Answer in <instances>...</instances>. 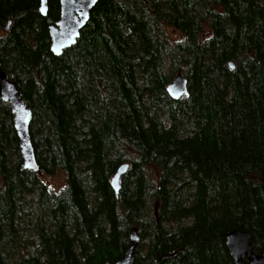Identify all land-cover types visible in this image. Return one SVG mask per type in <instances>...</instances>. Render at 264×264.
Here are the masks:
<instances>
[{"label": "trees", "instance_id": "1", "mask_svg": "<svg viewBox=\"0 0 264 264\" xmlns=\"http://www.w3.org/2000/svg\"><path fill=\"white\" fill-rule=\"evenodd\" d=\"M40 6L0 0V65L33 110L39 165L66 184L55 192L24 168L0 97V264L115 262L134 227V264H236L234 229L260 253L264 0H99L61 55L60 0ZM180 71L189 93L173 99Z\"/></svg>", "mask_w": 264, "mask_h": 264}, {"label": "water", "instance_id": "2", "mask_svg": "<svg viewBox=\"0 0 264 264\" xmlns=\"http://www.w3.org/2000/svg\"><path fill=\"white\" fill-rule=\"evenodd\" d=\"M99 0H60V18L50 26L51 50L55 55H61L65 49L76 44L81 30L90 19L91 11ZM48 0H41L40 11L43 16L48 14ZM11 21L4 30H8ZM235 67L233 61L230 62ZM168 93L173 99H180L189 93L188 78L182 71L178 72L168 85ZM0 97L10 104L14 126L20 139V147L24 161V168L34 172L38 177L44 175L36 157L35 147L31 136L33 110L23 98L17 83L10 79L0 65ZM130 163L122 164L111 180L113 189L119 193L122 177L128 171ZM264 181V171H263ZM226 240L236 264H264V249L257 253L254 249L253 236L249 231L242 229L230 230L226 233ZM140 241L138 228L131 232V243L124 256L115 262L106 264H134V252Z\"/></svg>", "mask_w": 264, "mask_h": 264}, {"label": "rangeland", "instance_id": "3", "mask_svg": "<svg viewBox=\"0 0 264 264\" xmlns=\"http://www.w3.org/2000/svg\"><path fill=\"white\" fill-rule=\"evenodd\" d=\"M168 31L171 33L173 38H179L180 35L177 34L175 30L172 28H168ZM148 169L152 173L153 177L155 179H158L159 171L157 167L154 166H148ZM43 180L49 185V187L55 191L59 192L65 187L66 184V175L63 171H59L56 175H43ZM2 185V178L0 175V186Z\"/></svg>", "mask_w": 264, "mask_h": 264}]
</instances>
